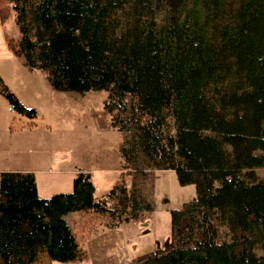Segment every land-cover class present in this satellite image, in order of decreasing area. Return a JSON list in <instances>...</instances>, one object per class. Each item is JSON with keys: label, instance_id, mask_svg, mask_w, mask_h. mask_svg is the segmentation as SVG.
Returning a JSON list of instances; mask_svg holds the SVG:
<instances>
[{"label": "trees", "instance_id": "obj_1", "mask_svg": "<svg viewBox=\"0 0 264 264\" xmlns=\"http://www.w3.org/2000/svg\"><path fill=\"white\" fill-rule=\"evenodd\" d=\"M11 10L9 46L29 69L57 90L107 92L120 172L100 198L85 171L48 198L33 173L2 172L0 264L83 262L90 237L146 221L162 170L196 198L171 211L164 246L130 264H264V0H0ZM70 212L82 215L72 226Z\"/></svg>", "mask_w": 264, "mask_h": 264}, {"label": "rangeland", "instance_id": "obj_2", "mask_svg": "<svg viewBox=\"0 0 264 264\" xmlns=\"http://www.w3.org/2000/svg\"><path fill=\"white\" fill-rule=\"evenodd\" d=\"M19 39L14 12L9 11L5 17L0 15V68L5 84L22 106L31 105L35 110L34 116L13 111L6 98L1 96L0 169L25 167L28 160L38 164L40 159L45 165L40 163L36 167L42 166L45 172L36 174L39 195L48 197L53 193L69 192L72 188L66 186L69 180L65 174L88 171L95 160H103L111 152H118L121 134L110 125L104 109L106 91L79 93L53 88L40 69H29L22 56H15L10 46L8 49L7 40L16 44ZM3 103L9 107L8 112ZM28 127L34 130L29 131ZM20 129L23 130L19 132ZM25 140L26 147L21 145ZM60 169L62 173H59ZM255 171L259 178H264V167ZM92 174H95L94 197L100 198L117 181L119 172ZM156 174L154 183L147 189L152 209L146 214V221L121 225L134 257L163 247L171 234V211L196 198L195 186L180 184L174 170H162ZM79 215L70 212L65 217L72 226V219Z\"/></svg>", "mask_w": 264, "mask_h": 264}, {"label": "crops", "instance_id": "obj_3", "mask_svg": "<svg viewBox=\"0 0 264 264\" xmlns=\"http://www.w3.org/2000/svg\"><path fill=\"white\" fill-rule=\"evenodd\" d=\"M7 47L9 49L8 40H7ZM8 51L10 52V50H8ZM18 57H20V56H18ZM0 82H1L0 87H1V84H4L7 87V85L5 84V82H6L5 76L3 75L1 68H0ZM1 96H3V94L0 91V98H1ZM0 103L2 105V102H0ZM9 106H10V104H9ZM24 107L33 108L31 105H27ZM3 108H5V110L7 112L9 111V107H7V105L4 103H3ZM10 109L13 110L12 108H10ZM22 126L24 127V125H22ZM9 129H11V127H9ZM22 130L23 129H20L19 132ZM28 130L33 131L34 128L28 127ZM18 142L19 141L17 139L16 143H18ZM21 145L26 147L27 146L26 140L23 143H21ZM40 163H43V161L39 159L38 164H40ZM38 164L30 163V161L28 160V163L27 162L24 163L25 167H14V168L8 167V168L0 169V171H2V172L12 171V172H31V173H33V175L35 177L36 191H37L38 196H40L41 198H48L51 195L48 197L44 196V195H39V181L37 180L36 174H40L42 172H45V170L42 169L43 168L42 166L45 165V163H43L41 167H36V166H39ZM2 172H0V174ZM77 172L71 171V173H73V174H65V175H67L66 179L69 180V183L68 182L66 183L67 187H68V185H71V188H72L73 178ZM86 172L90 173L92 181H93V178L95 175L92 173H116V172H120L119 166H118V152H116V151L111 152L110 156L104 158L103 160L99 159L97 162L95 160V163L92 165V168ZM59 173H62L61 169L59 170ZM59 175H61V174H59ZM118 177H119V174H118ZM93 184H94V190H95L94 181H93ZM50 186L51 185L49 184V187ZM58 193H60V192H58ZM53 194H55V193H53ZM81 217H82V215L80 213L78 218H73L72 220L73 221L78 220ZM64 218H65L66 222L68 223V218L65 216H64ZM73 221H72V223H73ZM166 242H167V239H166L165 243ZM86 249L88 252V258L86 260H84L83 262H73V263L68 262L66 264H130V261L134 258V256L131 253V248H130V250L128 249L127 241H126V239L122 233L121 227L116 228V229H112V230H109V231H106V232H103V233H100L98 235L90 237L86 241Z\"/></svg>", "mask_w": 264, "mask_h": 264}]
</instances>
